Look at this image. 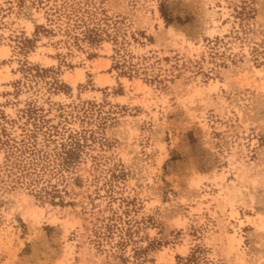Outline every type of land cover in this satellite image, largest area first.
Returning <instances> with one entry per match:
<instances>
[{
  "label": "rangeland",
  "instance_id": "obj_1",
  "mask_svg": "<svg viewBox=\"0 0 264 264\" xmlns=\"http://www.w3.org/2000/svg\"><path fill=\"white\" fill-rule=\"evenodd\" d=\"M0 264H264V0H0Z\"/></svg>",
  "mask_w": 264,
  "mask_h": 264
},
{
  "label": "trees",
  "instance_id": "obj_2",
  "mask_svg": "<svg viewBox=\"0 0 264 264\" xmlns=\"http://www.w3.org/2000/svg\"><path fill=\"white\" fill-rule=\"evenodd\" d=\"M159 11H160L161 16L164 18L166 23L172 22V20H173L172 16L169 14H166V12L164 11L162 3L159 5Z\"/></svg>",
  "mask_w": 264,
  "mask_h": 264
}]
</instances>
